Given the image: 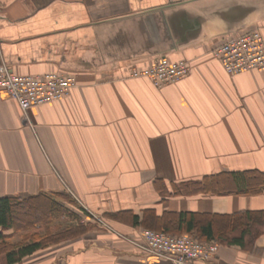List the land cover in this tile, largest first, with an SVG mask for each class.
<instances>
[{
  "label": "crops",
  "instance_id": "0c3cea01",
  "mask_svg": "<svg viewBox=\"0 0 264 264\" xmlns=\"http://www.w3.org/2000/svg\"><path fill=\"white\" fill-rule=\"evenodd\" d=\"M256 27L264 36V0H0V61L20 76L76 79L27 118L0 96V198L64 194L91 215L121 216L113 231L85 223L83 236L20 264H172L138 249L150 229L133 215L264 211V192L173 193L264 172V72L230 76L212 54ZM162 57L187 62V76L161 88L129 78ZM218 244L212 264H264V234L252 250Z\"/></svg>",
  "mask_w": 264,
  "mask_h": 264
},
{
  "label": "trees",
  "instance_id": "16d2710c",
  "mask_svg": "<svg viewBox=\"0 0 264 264\" xmlns=\"http://www.w3.org/2000/svg\"><path fill=\"white\" fill-rule=\"evenodd\" d=\"M227 183L233 189H229ZM263 192L264 172L250 171L205 178L203 182L186 184L184 188L175 186L173 193L257 195ZM62 201L77 206L80 212L69 211ZM107 217L109 219L106 218V221L110 222V219L117 220L121 216ZM91 220L93 217L89 212L79 208L73 199L64 194L57 196L40 193L23 198H0V264H20L51 245L79 238L90 230L89 226H84L85 223L94 225ZM131 225L168 235L189 234L201 242L215 241L221 245L252 250L254 241L264 234V211L157 216L154 211L147 210L142 219L133 215ZM8 232L22 233L21 240L10 242L13 235Z\"/></svg>",
  "mask_w": 264,
  "mask_h": 264
},
{
  "label": "built area",
  "instance_id": "2783aa9c",
  "mask_svg": "<svg viewBox=\"0 0 264 264\" xmlns=\"http://www.w3.org/2000/svg\"><path fill=\"white\" fill-rule=\"evenodd\" d=\"M212 54L230 76L249 71L264 72V36L261 28L230 35L214 48ZM187 74V62L162 57L146 68H134L129 78H148L161 88L181 80ZM75 85L76 79L70 74L20 76L4 61H0V96L16 101L25 118L32 107L63 99ZM92 217L91 222L113 231L108 221L96 215ZM136 245L148 257L172 264H212L219 251V244L214 241L201 242L189 234L168 235L153 230H144L142 240Z\"/></svg>",
  "mask_w": 264,
  "mask_h": 264
},
{
  "label": "rangeland",
  "instance_id": "374dc122",
  "mask_svg": "<svg viewBox=\"0 0 264 264\" xmlns=\"http://www.w3.org/2000/svg\"><path fill=\"white\" fill-rule=\"evenodd\" d=\"M93 223V222H92ZM93 224H95V223H93ZM7 234H11V232H8ZM24 234V233H23ZM11 235H13V238L11 239V241L10 242H18V241H20L21 240V237H22V233H19V234H11ZM58 245V244H57ZM53 246H55V245H51V246H49L48 248H50V247H53ZM45 249H47V248H45ZM139 249V248H138ZM165 261V260H164Z\"/></svg>",
  "mask_w": 264,
  "mask_h": 264
}]
</instances>
